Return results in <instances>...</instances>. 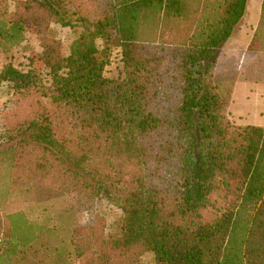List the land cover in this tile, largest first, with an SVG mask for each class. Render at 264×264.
Returning <instances> with one entry per match:
<instances>
[{
  "label": "trees",
  "instance_id": "trees-1",
  "mask_svg": "<svg viewBox=\"0 0 264 264\" xmlns=\"http://www.w3.org/2000/svg\"><path fill=\"white\" fill-rule=\"evenodd\" d=\"M248 0H0V264L45 225L2 207L14 177L52 179L92 214L59 264H264V125L229 119L218 71ZM73 37L65 50L54 26ZM37 36L25 69L3 55ZM119 48L123 76L106 77ZM264 53V0L247 47ZM121 211L104 235L93 203Z\"/></svg>",
  "mask_w": 264,
  "mask_h": 264
},
{
  "label": "rangeland",
  "instance_id": "rangeland-1",
  "mask_svg": "<svg viewBox=\"0 0 264 264\" xmlns=\"http://www.w3.org/2000/svg\"><path fill=\"white\" fill-rule=\"evenodd\" d=\"M258 1L260 2V0H252L249 8V13L254 16L252 17L254 19L257 18L260 10ZM15 2L16 0H8L11 11L14 9ZM54 29L66 50L73 33L68 27L59 25L54 26ZM241 43L244 45L245 41L243 40ZM40 50L37 36L29 34L24 42L3 55L1 62H10L19 69H25L28 56L32 52ZM259 57L258 60L255 58L254 61H252L253 59L246 61L243 54L242 56L238 54L229 61L225 59V62L219 66L217 64L219 72L229 68L235 71V84L236 82L241 84V87H238L239 91L236 92L232 108L230 105L233 96L228 108L229 119L235 124L264 125V54H260ZM244 61L248 64L253 62V64L246 69ZM254 64L258 66L253 70L251 67ZM104 75L113 79L123 76L119 48L112 49L110 62L104 68ZM15 101L16 96L11 90L4 84L0 85V133L1 114L10 109ZM57 187L52 179H48L46 182L38 180V178L14 177L12 179L6 205L2 207V210L4 212L22 210L29 219L46 227L35 242L18 251L14 264H59L61 259L59 252H66L71 248L70 239L73 228L77 225L87 224L91 220L92 214L85 209L80 200L72 199L67 190L64 191ZM93 211L101 218V228L96 229L97 231L103 230L105 236L118 231L121 219L120 209L106 199H99L93 203ZM142 262L143 264H155L150 253L142 255Z\"/></svg>",
  "mask_w": 264,
  "mask_h": 264
},
{
  "label": "crops",
  "instance_id": "crops-1",
  "mask_svg": "<svg viewBox=\"0 0 264 264\" xmlns=\"http://www.w3.org/2000/svg\"><path fill=\"white\" fill-rule=\"evenodd\" d=\"M251 1L252 0H248L245 15L243 16V18L239 22L237 28L234 30L232 35L229 37V39L226 41L225 45L223 46V49L221 50L220 55L218 57V61H217L218 66L222 62H225V59L227 61H229L235 55L238 56V54H240L241 56L243 54L244 57L246 58V59L244 58L246 61L248 59L249 60L253 59L252 61H254L255 58H256V60H258L260 58L259 55L264 54L263 52H251V51L247 50V47H248V44L251 40L253 31H254V29H255L258 21H259L260 12H261V4H262V0H260V2L258 1L260 3V6H259L260 10H259V14H258L257 18L254 19V18H252L254 16L250 15V13H249ZM243 40L245 41L244 45L241 43V41H243ZM256 55H258V56H256ZM246 61H244V64H245L244 68L247 69V67H249L251 64H253V62L248 64V63H246ZM248 62H250V61H248ZM256 66H258V65H256ZM256 66L254 64V65H252L251 68L254 70V67L256 68ZM224 69H228V68H224ZM228 70H231V69L229 68ZM238 84H239V82H236V84L234 85V90H233V94H232L233 99H232V102L230 105L231 108H232L233 103L235 102V96H236V92L238 90V87H241L240 86L241 84H239V85ZM240 93H241V91H240ZM242 95L248 96L247 94H242Z\"/></svg>",
  "mask_w": 264,
  "mask_h": 264
}]
</instances>
